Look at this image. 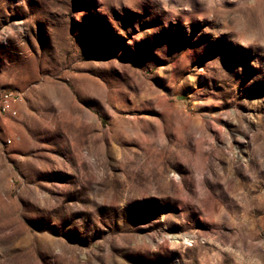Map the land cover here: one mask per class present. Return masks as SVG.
<instances>
[{
    "label": "rangeland",
    "instance_id": "rangeland-1",
    "mask_svg": "<svg viewBox=\"0 0 264 264\" xmlns=\"http://www.w3.org/2000/svg\"><path fill=\"white\" fill-rule=\"evenodd\" d=\"M0 264H264V0H0Z\"/></svg>",
    "mask_w": 264,
    "mask_h": 264
},
{
    "label": "built area",
    "instance_id": "built-area-1",
    "mask_svg": "<svg viewBox=\"0 0 264 264\" xmlns=\"http://www.w3.org/2000/svg\"><path fill=\"white\" fill-rule=\"evenodd\" d=\"M18 101H19L18 94L13 92L2 93L0 96L1 109L5 112L15 113L14 106Z\"/></svg>",
    "mask_w": 264,
    "mask_h": 264
}]
</instances>
